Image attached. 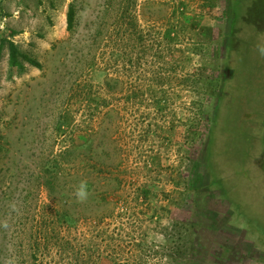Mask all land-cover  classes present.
I'll return each mask as SVG.
<instances>
[{"label": "rangeland", "instance_id": "rangeland-1", "mask_svg": "<svg viewBox=\"0 0 264 264\" xmlns=\"http://www.w3.org/2000/svg\"><path fill=\"white\" fill-rule=\"evenodd\" d=\"M0 23L27 56L0 51V264H34V229L39 264H264V0H0Z\"/></svg>", "mask_w": 264, "mask_h": 264}, {"label": "trees", "instance_id": "trees-1", "mask_svg": "<svg viewBox=\"0 0 264 264\" xmlns=\"http://www.w3.org/2000/svg\"><path fill=\"white\" fill-rule=\"evenodd\" d=\"M237 15H238L237 10L233 9L232 10V17L230 18L229 24H228L229 33L231 32L232 35L234 33ZM66 25H67L66 26L67 31H72V29L75 25V6L73 5V3H70L68 6V10L66 13ZM3 47H6L7 51H8L9 74L11 75L16 70H17V73H22L24 71V66H23L22 60L27 59L26 54L19 49V47L14 43L13 40L8 39V38H2L0 40V51ZM227 48L231 50L232 46L228 45ZM210 81L213 82V84L211 86L209 85L210 88H212L214 91L217 88L219 90L220 80L211 79ZM261 88H264V87H261ZM219 97H220V94L218 95V98ZM199 111H200L199 117L203 118V120L206 123H208V124H206V128L208 130V133H210V131H212V129H214V127L217 123L218 114L216 115L217 117L215 118V120H212V118H210V115L208 113H206L205 110H202L200 108ZM48 183L51 184L50 182H48ZM220 195L222 198V199L221 198L220 199L223 200V202H227L230 205V207L234 211L237 212V216H241L242 218H244V220H246L251 226H254L258 231V227H256L254 225V223L249 221L250 218H246L245 211H244V205L242 204L241 197H239L238 195L235 196L234 194H220ZM210 213H211L213 219L217 222V217H219V214L214 212V211H211ZM67 216H68L67 212H65V211L60 212L57 214V217H58L57 221L61 224H68L69 220H68ZM55 219H56V217H55ZM223 226H224V228H226V224H223ZM196 229L199 231L200 234H203V232H205L204 228L200 229V230H199V228H196ZM187 233L188 232H185L184 234H187ZM198 238H200V237L198 236ZM37 240L48 243L47 233L46 232L45 233L39 232V231H36L34 229V264H39L38 260H39V255L41 253V247L38 246ZM226 244H227V242H225V244L224 243L221 244L223 250H228L229 247L227 246L228 244L227 245ZM182 247L178 246V248H182ZM190 249H191V253H196L199 256H203V255L208 253V251L201 252L199 250V248L198 247L196 248V246L193 243H191L189 245V250ZM177 254H178L177 250L176 251L173 250L169 254V256L171 258L169 257L170 262L168 264H193L192 262H187L186 260H184V261L180 260L179 256ZM83 264H97V263L95 262V260H93L91 258V259H88L87 261H83ZM116 264H118V263H116ZM119 264H122V263H119Z\"/></svg>", "mask_w": 264, "mask_h": 264}, {"label": "clouds", "instance_id": "clouds-1", "mask_svg": "<svg viewBox=\"0 0 264 264\" xmlns=\"http://www.w3.org/2000/svg\"><path fill=\"white\" fill-rule=\"evenodd\" d=\"M261 52L264 53V49H261ZM88 193H87V184L86 182H81L79 187L76 190V196L78 199H86Z\"/></svg>", "mask_w": 264, "mask_h": 264}, {"label": "built area", "instance_id": "built-area-1", "mask_svg": "<svg viewBox=\"0 0 264 264\" xmlns=\"http://www.w3.org/2000/svg\"><path fill=\"white\" fill-rule=\"evenodd\" d=\"M0 25H1V23H0Z\"/></svg>", "mask_w": 264, "mask_h": 264}]
</instances>
